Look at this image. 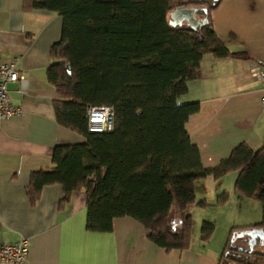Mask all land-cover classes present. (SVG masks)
Returning <instances> with one entry per match:
<instances>
[{
	"label": "trees",
	"instance_id": "1",
	"mask_svg": "<svg viewBox=\"0 0 264 264\" xmlns=\"http://www.w3.org/2000/svg\"><path fill=\"white\" fill-rule=\"evenodd\" d=\"M208 1L23 0V11L56 13L61 19L45 79L55 94L56 124L83 139L55 145L51 166L29 174L25 197L31 207L45 187L61 186L60 210L73 193L83 192L88 231L110 232L115 218L129 217L157 247L182 252L191 240L187 208L211 206L196 200L195 182L236 172L235 191L260 203L261 219L230 228L217 264H264V252L233 246L240 230L264 232V142L256 150L239 143L215 167L205 168L185 128L200 103L178 102L204 57L243 56L229 51L216 34L211 14L218 4ZM176 6L197 8L207 24L199 32L185 24L172 27L169 14ZM89 106L111 107V128L89 132ZM228 200L224 191L214 205ZM214 231L213 223L203 221L199 237L208 242Z\"/></svg>",
	"mask_w": 264,
	"mask_h": 264
},
{
	"label": "crops",
	"instance_id": "2",
	"mask_svg": "<svg viewBox=\"0 0 264 264\" xmlns=\"http://www.w3.org/2000/svg\"><path fill=\"white\" fill-rule=\"evenodd\" d=\"M22 3L0 0V61L16 58V69L27 85L25 95L18 92L17 84L7 85L8 96L20 105L21 114L0 122V244H14L27 237L29 251L24 264H217L230 228L246 226L230 222H247L219 212L225 206L190 210L189 248L165 252L129 217L115 218L110 232L88 231L83 192L73 193L60 210L62 189L53 185L43 188L34 207L29 205L25 197L29 174L51 166L55 145L78 144L83 139L56 124L52 106L55 94L45 79L46 69L53 63L49 49L60 38L61 19L56 13L25 12ZM252 7L257 11L248 13ZM211 19L229 51L243 56L220 60L204 57L196 79L179 99L180 103H200L185 128L198 146L205 168L215 167L239 143L256 150L264 142V84L253 81L247 71L251 60H264V0H221ZM212 196L215 198L217 192ZM213 200L207 202L213 205ZM204 211H209L206 219L200 214ZM216 215L224 221L219 230ZM205 220L215 223L208 242L199 237L200 224ZM236 234L234 247L264 252V232L240 230Z\"/></svg>",
	"mask_w": 264,
	"mask_h": 264
},
{
	"label": "built area",
	"instance_id": "3",
	"mask_svg": "<svg viewBox=\"0 0 264 264\" xmlns=\"http://www.w3.org/2000/svg\"><path fill=\"white\" fill-rule=\"evenodd\" d=\"M17 59L9 62L0 61V122L21 114V107L11 102L8 96V84H17L18 92L26 94V79L16 69ZM248 73L258 84H264V60H251ZM264 103V96L261 98ZM87 130L100 133L111 128L113 110L109 106H89L86 109ZM29 251V240L21 237L14 244H0V264H24Z\"/></svg>",
	"mask_w": 264,
	"mask_h": 264
},
{
	"label": "rangeland",
	"instance_id": "4",
	"mask_svg": "<svg viewBox=\"0 0 264 264\" xmlns=\"http://www.w3.org/2000/svg\"><path fill=\"white\" fill-rule=\"evenodd\" d=\"M256 11H257V9L252 7V9L248 11V13L256 12ZM213 12H212V15H213ZM231 46H232V44H231ZM232 47L234 48V46H232ZM179 99H178V102H179ZM233 176L236 177V172L228 173L219 181H213L214 179H212L210 177L196 181L194 184L196 200H199L201 197H204L202 195H205V197H206L205 199L207 201H211L212 199H214L213 205H211L210 207H218V206L214 205L217 203L218 195L224 191H227L228 195H229V200L224 205L225 206L224 209H219V212H221L222 214L229 215V216H231V218H232V216L241 217V219H245L247 221V222H239L236 219V220H232L230 223H233L235 225H239L238 223H241V225H248V224H255V223L259 222L261 219V205H260V203L256 200H251V199H248L246 197H243L241 194L236 192L234 189V180H233V182L231 180L233 178ZM215 191L217 192V196H215V198H213L212 195H213V193H215ZM221 207H223V206H221ZM196 208L197 207L190 206L187 208L186 211L189 212L192 209L197 210ZM208 212L209 211H204V213H200L202 218L206 219L207 218L206 214ZM196 218H198L197 214H195V219ZM215 221H216L215 222L216 224L215 223L214 224L217 226L216 229L219 230L220 225H222V222H224L223 218L222 217L219 218L216 215ZM202 222H201V224H202ZM201 224H200V228H201ZM200 228H199V232H200ZM250 231L252 232L253 230H250Z\"/></svg>",
	"mask_w": 264,
	"mask_h": 264
},
{
	"label": "water",
	"instance_id": "5",
	"mask_svg": "<svg viewBox=\"0 0 264 264\" xmlns=\"http://www.w3.org/2000/svg\"><path fill=\"white\" fill-rule=\"evenodd\" d=\"M220 0H212V5L218 4ZM206 12L205 8L201 9ZM169 24L172 27H181L183 24L192 31L199 32L202 26L207 24L208 19L206 16L202 18L197 17V8L195 7H181L176 6L169 14ZM69 69V67H67ZM92 180V178H91ZM251 232V231H249Z\"/></svg>",
	"mask_w": 264,
	"mask_h": 264
},
{
	"label": "flooded vegetation",
	"instance_id": "6",
	"mask_svg": "<svg viewBox=\"0 0 264 264\" xmlns=\"http://www.w3.org/2000/svg\"><path fill=\"white\" fill-rule=\"evenodd\" d=\"M208 2L211 4V3H212V0H209ZM198 16H199V17H198ZM198 16H197L198 18H202L200 15H198ZM203 17H204V16H203Z\"/></svg>",
	"mask_w": 264,
	"mask_h": 264
}]
</instances>
